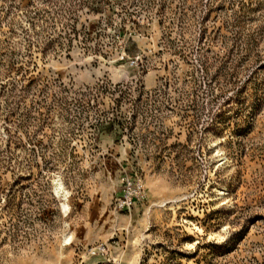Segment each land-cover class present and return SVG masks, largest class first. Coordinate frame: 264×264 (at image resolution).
<instances>
[{"label": "rangeland", "instance_id": "374dc122", "mask_svg": "<svg viewBox=\"0 0 264 264\" xmlns=\"http://www.w3.org/2000/svg\"><path fill=\"white\" fill-rule=\"evenodd\" d=\"M100 263L264 264V0H0V264Z\"/></svg>", "mask_w": 264, "mask_h": 264}, {"label": "built area", "instance_id": "2783aa9c", "mask_svg": "<svg viewBox=\"0 0 264 264\" xmlns=\"http://www.w3.org/2000/svg\"><path fill=\"white\" fill-rule=\"evenodd\" d=\"M144 196V185L140 178L136 180L131 177L124 178V189L121 197L117 200L118 206L121 209L130 210L134 204ZM92 256H106L108 248L105 245H99L92 248L90 251ZM107 264V263H100Z\"/></svg>", "mask_w": 264, "mask_h": 264}]
</instances>
